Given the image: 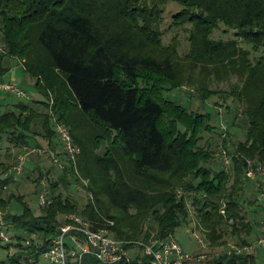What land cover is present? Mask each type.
<instances>
[{
  "label": "trees",
  "instance_id": "1",
  "mask_svg": "<svg viewBox=\"0 0 264 264\" xmlns=\"http://www.w3.org/2000/svg\"><path fill=\"white\" fill-rule=\"evenodd\" d=\"M172 4L180 6L174 25L188 27L190 49L183 57L175 42L162 40ZM0 19L1 55L19 60L42 96L0 112V146L62 149L55 124L63 123L80 148L75 166L55 165L61 173L47 180L50 193L40 215L24 196L4 192L18 180L12 173L0 177L2 230L9 238L0 237V246L7 250L12 241L20 250L0 264H22L25 256L38 261L69 214L83 215L118 240L149 243L189 225L188 205L209 250L199 245L196 264H259L258 254L228 256L225 246L244 248L254 233L262 232L257 241L264 237L256 211L251 219L242 212L241 194L250 183L260 186L247 176L248 159L264 167V0H0ZM219 30L232 37L215 38ZM232 76L239 83L230 90L208 87V79ZM185 83L203 100L231 98L247 122L232 169L222 160L219 171L207 166L213 154L200 141L202 132L213 131L210 115L166 98ZM37 125L42 132L33 131ZM29 134H40L44 144ZM37 170L32 182L39 197L44 173ZM75 190L88 196L83 208ZM67 264L79 263L69 257ZM81 264L101 263L87 255ZM131 264H150V257L137 256Z\"/></svg>",
  "mask_w": 264,
  "mask_h": 264
},
{
  "label": "rangeland",
  "instance_id": "2",
  "mask_svg": "<svg viewBox=\"0 0 264 264\" xmlns=\"http://www.w3.org/2000/svg\"><path fill=\"white\" fill-rule=\"evenodd\" d=\"M180 10V6L176 4L169 5L166 8L164 19L161 24V30H162V40L164 45H170L175 42L176 45V52L179 57L185 56L190 49L189 43H188V27L187 26H181L177 27L174 25L173 15ZM1 23V19H0ZM1 27V24H0ZM232 37V32H224L222 30H219L215 34V38H221L224 40H227ZM2 35L0 31V84L1 83H7V84H13L16 85L22 89H24L29 99L27 98H18L14 95L2 92L0 90V112H6L13 110L14 105H16L19 102H24L27 105H31L33 101L42 100V96L38 93L35 87V78L30 76L24 71V68L22 64L19 62V60L8 58L5 55H1L5 53V48L2 43ZM174 39V40H173ZM242 42V41H241ZM243 47L247 48L246 45L243 43L241 44ZM252 57V56H251ZM4 59V63L2 60ZM7 67L5 72L2 71V67ZM199 70H196V73H198ZM208 87L212 90L218 91V90H230L232 87H234L236 84L239 83L237 77L232 76L231 78L224 80V81H214L213 79H208ZM166 98L169 100L176 101L177 103L181 104L182 106L186 107L188 112L192 113H207L210 115V125L213 128V131L209 132H202L201 133V141L200 145L204 148H207L212 151V157L211 160L208 162L207 166H210L214 171H219L221 168V160L223 159L221 150H225L226 154L231 159V165L227 168L228 170L232 169V159L235 156V149L237 148V145L241 142L245 141V134H246V127L247 122L243 119V116L237 114L235 111V105L232 103V99L228 98L227 100H224L221 98L220 95L216 96H210L208 99L203 100L199 98L197 93V88L195 86H190L188 83L184 84L181 89L172 90L169 92H166L165 94ZM228 105V106H226ZM44 112H47L45 109L42 110ZM231 126V127H230ZM34 130L36 132L40 131L42 132V128L40 125L33 126ZM32 141H37L40 145L44 144L45 139L39 134L37 136H34L33 134H29ZM35 138V139H34ZM36 143V142H35ZM46 144V143H45ZM43 147L39 146L36 147L34 143L30 148H25L20 146H16L15 144H11L5 141V143L0 146V177H6L7 174L11 172L12 166L15 165V161L18 156L20 155H27L28 164L26 165V169L23 171L21 176H19L17 182L14 184L7 185V189L4 190V192H10L12 194L16 195H22L25 198L26 203L30 205L35 215H40V211L42 206L39 204L38 200V193H36V184L32 182V179L34 177H39V171L37 168H40L44 175H42L41 178H47L52 180H57L60 171L59 167L57 168L51 161L50 156H39L37 153L34 152L35 149ZM47 149V147H45ZM47 151H52L57 157L58 153H62V149L57 146L55 150L49 148ZM60 159V158H59ZM61 159H64L65 162L68 161V159L63 155ZM60 159V160H61ZM250 160V159H248ZM35 169L34 171H31L32 169ZM7 169V171H4ZM30 170V171H29ZM46 173H49V175L46 176ZM30 175V177H29ZM29 177V178H27ZM252 182L260 183L259 185H253L249 184L244 192H242V196L244 199L243 202V213L246 214L248 219L252 218V215L250 216L252 210L256 211L254 219L255 221H260L264 223V178L257 176L255 180H252ZM87 183V181H86ZM259 186V187H257ZM75 189V188H73ZM77 193H71L72 196L75 197V199L78 201L81 208L86 204L88 196L86 193L82 190H75ZM257 193L254 194V193ZM3 194V196H5ZM191 213V221L189 225H185L184 227L179 228L176 231V234L173 236L174 239L181 245L184 249L189 251L193 256H196L199 249V242L195 239L194 236H191L192 232H196L200 238H202V234L200 230L195 225L194 219L195 217V211L192 208L191 205H188ZM1 212V211H0ZM2 213V212H1ZM62 218V217H61ZM62 220V219H61ZM63 225V220L61 221ZM192 224V225H191ZM262 231L264 232V224H261L260 227ZM259 237L262 236V232L259 234L257 233ZM258 236H256V233L254 235L249 237L250 242L252 243L250 247L252 249L250 251H246L248 253L258 254V263L261 264V262L264 259V249L257 248L256 242L258 239ZM35 237V236H33ZM172 237V238H173ZM257 238V239H256ZM9 239V238H8ZM256 239V240H255ZM37 241V237H36ZM30 244V239L27 238V241L24 242L25 245ZM132 243H145L144 241H135ZM256 246V247H255ZM7 250L0 246V259H6L7 256L12 257L14 254L20 252L19 248L15 246V242H10V244L6 245ZM132 248L130 249L131 256L133 255V258H136L137 256L140 258H143L142 250L137 247V245H132ZM221 250V248H218L217 251ZM206 252H209V250H206ZM141 260V259H140ZM22 264H51L45 260L43 257V254L41 255V258L38 261H35L34 259H27L26 256L21 259ZM190 264H196V260L191 262Z\"/></svg>",
  "mask_w": 264,
  "mask_h": 264
},
{
  "label": "built area",
  "instance_id": "3",
  "mask_svg": "<svg viewBox=\"0 0 264 264\" xmlns=\"http://www.w3.org/2000/svg\"><path fill=\"white\" fill-rule=\"evenodd\" d=\"M0 90L18 98L29 99L24 89L13 84L1 83ZM55 132L56 139L61 144L63 153H65V157L68 159L67 162L61 161L52 151L35 149L34 152L39 156H50L52 163L60 169H63L68 163L75 166L77 156L80 154V148L74 144L69 128L63 123H56ZM221 154L223 165L228 168L231 165V159L224 149L221 150ZM27 160L26 154L20 155L17 159L16 164L10 172L13 174L14 180H17L23 173ZM247 169L248 177L255 179L257 176H260L264 178V167L262 165L249 160L247 162ZM45 179H42V190L38 197L41 206L46 205L47 196L50 193L47 180ZM2 225L3 215L0 213V237L5 241H9L2 230ZM191 236L197 239L201 249L207 250V243L196 232H192ZM132 245H137L142 250L143 257H150V264H190L196 260L195 256L185 251L172 237L152 239L149 243L131 244L112 237L107 230L95 229L92 221L81 214H69L65 216L60 233L51 241L50 248L43 253V257L51 264H67L69 257L81 264L83 258L87 255L93 256L101 264H131L135 259L130 253ZM256 246L257 248L264 249V237L256 242ZM251 249L252 247L250 246L239 248L231 242L225 246V252L228 256L234 253L241 254ZM199 259H204V256H199ZM138 262L141 263V260ZM262 264H264V260Z\"/></svg>",
  "mask_w": 264,
  "mask_h": 264
},
{
  "label": "crops",
  "instance_id": "4",
  "mask_svg": "<svg viewBox=\"0 0 264 264\" xmlns=\"http://www.w3.org/2000/svg\"><path fill=\"white\" fill-rule=\"evenodd\" d=\"M2 62L4 63V59L2 60ZM7 67H2V70H6V71H8L7 69H6Z\"/></svg>",
  "mask_w": 264,
  "mask_h": 264
}]
</instances>
